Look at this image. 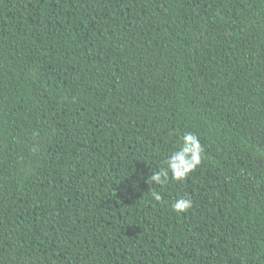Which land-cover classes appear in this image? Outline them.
I'll return each instance as SVG.
<instances>
[{
	"label": "trees",
	"instance_id": "obj_1",
	"mask_svg": "<svg viewBox=\"0 0 264 264\" xmlns=\"http://www.w3.org/2000/svg\"><path fill=\"white\" fill-rule=\"evenodd\" d=\"M0 264H264V0H0Z\"/></svg>",
	"mask_w": 264,
	"mask_h": 264
},
{
	"label": "clouds",
	"instance_id": "obj_2",
	"mask_svg": "<svg viewBox=\"0 0 264 264\" xmlns=\"http://www.w3.org/2000/svg\"><path fill=\"white\" fill-rule=\"evenodd\" d=\"M201 155L202 148L197 137L189 133L183 137L182 146L166 159V167L152 172L148 181L163 186L168 183L169 173H171L172 179L182 180L200 163ZM151 195L158 202L162 199L159 192L152 191ZM191 206L192 201L182 197L175 200L171 208L176 213H183Z\"/></svg>",
	"mask_w": 264,
	"mask_h": 264
}]
</instances>
